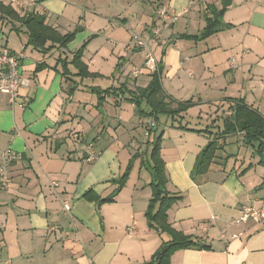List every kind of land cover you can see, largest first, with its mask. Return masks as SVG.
Here are the masks:
<instances>
[{"label":"crops","instance_id":"crops-1","mask_svg":"<svg viewBox=\"0 0 264 264\" xmlns=\"http://www.w3.org/2000/svg\"><path fill=\"white\" fill-rule=\"evenodd\" d=\"M0 3L10 6L7 0ZM159 10L170 19H159ZM34 13L74 39L66 48L43 53L28 45L25 28L17 24L16 32L0 19V45L20 55L21 78L29 81L20 87L16 105L0 93V154L20 156L10 167L11 184L0 182L5 191L0 193V264L148 263L170 241L150 229L145 216L152 198V161L146 166L141 158L148 180L140 176L134 185L126 184L114 202L98 205L84 197L90 190L101 199L115 192L123 165L137 152V127L153 121L128 100L130 91L146 88L152 78H125L126 55L138 53L126 46L133 33L161 28L163 44L156 48L163 55L162 76L175 77L192 66L202 75L219 70L223 96L207 103L229 108L226 99H243L264 116V0H41ZM217 20L228 27L206 39H180L201 37ZM80 50L92 75L87 78L76 76L72 64ZM98 57L113 59V71L92 68ZM108 89L116 93H103L99 100L95 90ZM87 93L97 100L90 101ZM159 119L149 138L162 136L167 190L181 197L168 212L169 223L210 247L177 250L170 264H264V221L230 224L244 208L264 211V171L252 180L243 172L245 162L238 165L229 155L234 163L218 158L209 173L194 180L197 157L211 136L181 127L203 131L213 118L196 127ZM92 151L97 159L88 162ZM123 152L124 162L119 160Z\"/></svg>","mask_w":264,"mask_h":264},{"label":"trees","instance_id":"trees-1","mask_svg":"<svg viewBox=\"0 0 264 264\" xmlns=\"http://www.w3.org/2000/svg\"><path fill=\"white\" fill-rule=\"evenodd\" d=\"M1 20H8V23L13 24V30L20 32V28H25V32L28 35V45H32L35 49L46 53L54 48H66L70 42L74 39V34L62 35L55 28L49 26L43 16L28 13L19 14L13 10L12 7L3 5L0 3ZM20 25V28L17 27ZM220 23L219 20L208 23L207 28L201 37H189L183 36L181 39H194L202 40L206 39L212 34L227 28ZM81 50L77 52L72 60V64L77 69L76 76L81 78H87L92 76L86 65L81 60ZM162 72L163 67L160 64V72L158 74H151V81L146 88H137L136 91H130V97L128 100L131 104L135 105L139 113L146 114L152 117L155 122V126L150 129L148 137L152 136L155 131L156 124L158 123V117L166 115L175 119L176 117H182V114L186 113L189 108V102H177L170 98L163 86H162ZM68 72H64V75H68ZM76 88L70 90V93L74 92ZM99 100L104 97L103 93L114 95L116 91L108 89L106 91H98ZM124 92V90H123ZM229 102V115L224 114L222 126L212 125L207 127L203 131H197L193 129H187V127H181L184 130L195 131L197 133H205L211 136L207 146L200 152L197 157V161L192 173L193 179L203 176L209 173L212 169V165L216 164L218 160V151L223 150L226 146V139L229 136H240L241 142L246 148H251L259 156L264 154V116L255 108L248 105L243 99H226ZM212 129L215 131L213 132ZM161 144L162 136L155 138L152 141L153 150L151 153V165L150 170L152 174V198L149 201L148 209L145 213L148 226L150 229L155 230L160 235L166 234L169 236L170 241L164 245H169L170 248L163 252V247L152 258V260L145 264H170L171 255L181 249L197 248L200 250H209L210 247L200 244V242L193 239V237L185 235L181 231H177L172 227L168 220V212L171 207L181 200V197L171 195L167 190V175L165 169V162L161 156ZM230 157H227L229 159ZM261 163L264 164V161ZM133 163L130 164L128 170L115 181L117 189L115 192L105 198L98 197L93 190H90L84 194V197L89 201H96L98 205L105 203H112L115 201L118 193L125 187L129 171ZM1 233V229H0Z\"/></svg>","mask_w":264,"mask_h":264},{"label":"rangeland","instance_id":"rangeland-1","mask_svg":"<svg viewBox=\"0 0 264 264\" xmlns=\"http://www.w3.org/2000/svg\"><path fill=\"white\" fill-rule=\"evenodd\" d=\"M181 39V38H180ZM183 40V39H181ZM155 56L157 60L161 64V60L163 55H161L160 48H155ZM126 61L123 62L124 69L123 72L125 73V78L130 79H136V77H142V79L147 78L145 74H150V72L146 69L145 67V57L143 53L138 52L136 55H131L128 56L126 55ZM104 59L102 58H95L93 62L92 68H96V66L102 68L105 70L106 73L109 71H113L114 68V62L113 59ZM123 61V59H121ZM125 61V60H124ZM105 63V66L101 67L102 64ZM122 67V68H123ZM118 68V67H117ZM140 71V75L136 76L135 71L136 70ZM187 72H192L194 74L193 77H190ZM218 71H214L211 69L210 72H207L205 75L199 71V68L195 67H184L179 71V73L175 77H170L167 76V74H163L162 76V82L163 86L166 88L167 92L171 95V98L177 102H189V108L186 113L182 114V117L184 118H179L180 123L176 121L177 119H173L172 117L166 116V115H161L159 116L162 121L165 120V118L169 119V123H173L175 125L182 124V125H187L191 127H196L200 126L201 124L199 122L206 121L211 118H213L214 123H222L224 114L227 112V105H222V103H207L210 100H215L217 98H220L223 96L222 94L224 92L219 91L218 88L222 87L221 81H217L220 77ZM142 74V75H141ZM151 75V74H150ZM102 87L108 86V83H102L99 82ZM201 83V85H199ZM264 89V88H263ZM232 89H229L231 91ZM249 92V90H248ZM259 97L263 96L261 92L258 93ZM88 96V98L93 101L97 100L96 96H91V94L87 93L85 94ZM7 96V95H6ZM129 114H132L130 108L129 110L127 109ZM134 113V112H133ZM159 119V120H160ZM160 120V121H161ZM203 120V121H202ZM152 121H148V124H150ZM178 122V123H177ZM160 122V127L163 125ZM146 129L147 126L146 124L143 126H138L136 129V132L134 133L136 136V141H135V152L133 154L132 159H128V162L123 165V168L125 167L122 175L128 170V167L131 164V160L134 159L135 164L132 165L130 171H129V176L127 178L126 184L129 185H134L137 183V180L140 181V176L144 179L149 178V172L148 170L142 168L140 170V160L142 158L144 164L148 166L151 162V153L153 150L152 146V138H149L146 136ZM140 148V152L136 148ZM81 148V147H80ZM79 148V153L81 155L83 152H85V147L82 146V150ZM219 158H223L224 161H229L227 160V157L229 155H232L233 157L237 158L238 162L237 164H241L242 162H245V166L243 167L245 170L243 172H248L249 178L252 180H256L259 177H261V174L264 171V164L261 163L264 161V154L262 156H259L256 152L251 150L250 148H246L241 142L240 137L238 138L236 135H232L227 137L226 139V146L223 150L218 151L217 153ZM98 156V154H97ZM232 157V158H233ZM126 158V154L123 152L119 156V160H122L124 162ZM231 163H234V160L230 161ZM144 165V166H145ZM120 175V177L122 176ZM5 191H0V193H3Z\"/></svg>","mask_w":264,"mask_h":264},{"label":"built area","instance_id":"built-area-1","mask_svg":"<svg viewBox=\"0 0 264 264\" xmlns=\"http://www.w3.org/2000/svg\"><path fill=\"white\" fill-rule=\"evenodd\" d=\"M9 5L19 14L34 13L36 7L41 0H7ZM159 19L168 20L170 17L166 10L158 11ZM162 30L159 27H155L151 30V33L144 35L141 33H133L126 48L129 51L137 50L143 53L145 57V67L150 74H158L160 72V62L155 56V48L162 45ZM20 55L11 52L4 46L0 45V93L9 97L11 105L17 104V97L20 87L28 86L29 81L21 78L20 74ZM135 75L139 76L140 71L136 70ZM22 106V105H20ZM155 126V122L152 121L147 125L146 136H149L150 129ZM92 148V147H91ZM20 156L14 152L5 151L0 154V182L4 186L11 184L10 167L17 162ZM97 159V154L92 151L87 158L88 162H93ZM52 186L56 187L57 184L53 183ZM64 209L66 213H70L71 207L68 202L64 203ZM261 219L264 221V211H257L253 208H244L242 216L230 222L231 225H238L240 223H246L250 219Z\"/></svg>","mask_w":264,"mask_h":264},{"label":"water","instance_id":"water-1","mask_svg":"<svg viewBox=\"0 0 264 264\" xmlns=\"http://www.w3.org/2000/svg\"><path fill=\"white\" fill-rule=\"evenodd\" d=\"M169 248H170V246H169V245H166V246L163 248V252H166Z\"/></svg>","mask_w":264,"mask_h":264}]
</instances>
